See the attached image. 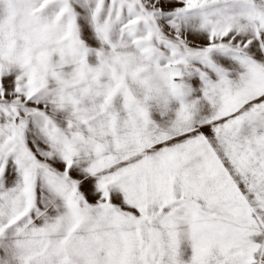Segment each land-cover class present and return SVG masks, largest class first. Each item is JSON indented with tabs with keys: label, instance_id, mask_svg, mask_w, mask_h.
I'll return each instance as SVG.
<instances>
[{
	"label": "snow or ice",
	"instance_id": "1",
	"mask_svg": "<svg viewBox=\"0 0 264 264\" xmlns=\"http://www.w3.org/2000/svg\"><path fill=\"white\" fill-rule=\"evenodd\" d=\"M0 264H264V0H0Z\"/></svg>",
	"mask_w": 264,
	"mask_h": 264
}]
</instances>
